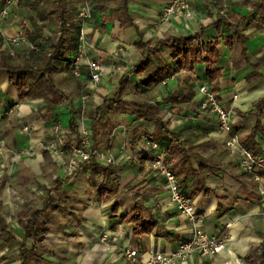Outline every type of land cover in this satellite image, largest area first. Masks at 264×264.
<instances>
[{"label": "crops", "instance_id": "crops-1", "mask_svg": "<svg viewBox=\"0 0 264 264\" xmlns=\"http://www.w3.org/2000/svg\"><path fill=\"white\" fill-rule=\"evenodd\" d=\"M167 1L131 0L129 12L134 18L133 27L123 29L119 22L105 24L100 14L97 15L98 25L89 24L86 27L87 41L96 49V52H89V57H96L105 70L102 80L96 85L98 91L90 95L82 108L78 99L86 87L92 86L87 65H84L80 79L71 75L72 81L68 83L60 72L64 73L63 70L68 71L69 68L58 66L55 69L52 77L59 89L69 97L72 108L66 100L53 108L51 113L46 112L49 103L44 99H20L17 89L9 81L7 70H0V112L14 109L12 116H4L0 121L3 128L0 145L4 148L0 158L1 170L13 182L17 178L25 181L19 187L23 190L32 185V191L39 190L43 194L41 190L45 188L41 208L43 200L47 198L46 190L56 187L57 180L63 183L61 192L51 195L60 201L59 207L49 210L44 217L48 229L46 239L41 244L30 243L35 247L36 260L33 264H130L123 255L128 248L136 249L145 256L155 252L173 253L181 241L192 237V225L170 203L165 180L150 169L149 161L152 159H141L137 163L130 158L132 150L138 145L153 142L156 124L138 120L129 102L146 101L161 105L166 112L171 107V103L166 102L170 96L179 97V106L189 105L182 103V99L200 104L198 87L208 81L207 67L195 66L193 73L178 71L173 78L149 89L144 88L146 79L142 75L132 74V89L125 91L123 106L97 110L104 99L114 98L121 77L130 74L141 58L142 52L136 47L141 41L140 34L144 42L152 44L168 36L200 34L202 43L218 38L220 59L216 68L222 69L218 93L220 102L232 114V132L243 138L255 132L257 150L260 155L264 154V0H230V6L226 9L223 5L227 0H188L191 18L176 15L169 22L160 23V14ZM21 8L17 4L10 19L1 24V32L5 36L13 37L21 29L22 15L27 14ZM219 14L232 19L231 30L223 28L221 33L217 32L213 24ZM29 16L32 18L33 14ZM93 18L96 20L95 16ZM240 18L242 20L238 23ZM236 27L246 37V62L241 45L232 38ZM75 38V34L71 33L67 50L69 60L75 55ZM119 49L125 53L116 57ZM3 51V41L0 40V54ZM174 53L170 45L160 48L162 60L176 70L172 59ZM113 66L116 70L112 69ZM38 77L37 74L29 76V89L36 84ZM187 111L168 112L164 119L165 123H169L170 131L180 135V141L185 142L195 154L191 161L199 177H192L182 184L183 179L177 176L180 187L191 197L196 213L203 218L209 234L220 236L225 233L228 246L214 256L195 254L184 264H264V169L258 168L253 174L244 172L228 154L226 140L229 135L221 131L218 118L209 113L189 117ZM72 118L77 125L83 120L92 126L95 120L98 125L97 135H94L96 147L116 155L117 162L112 167L119 176L120 190L115 196L108 194L103 197V186L99 193L94 188V176L105 183L108 173L103 169L106 166L91 164L68 181L63 179L64 173L59 163L53 162L44 151L42 143L52 126L58 123L65 133H72L69 126ZM22 124L32 128L30 134L19 132ZM72 135L76 137L74 133ZM162 137L163 140L166 138L165 135ZM167 139L163 146L159 144L162 152L168 145ZM76 140L78 144L77 137ZM123 144H126L124 150L121 148ZM164 155L168 157L170 168H174L170 156ZM12 156L15 162L10 161ZM21 173L25 174L24 177H21ZM52 180L54 182L50 185ZM10 188L8 185L6 190L9 195L4 201L0 200L4 205L13 204ZM62 195L64 199H61ZM137 203L140 204L141 218L146 222L151 221L145 225L150 230L147 234L140 233L137 226L126 225L121 220L130 214ZM115 207L117 211H114ZM18 214L12 213L7 219L0 213L20 241L24 231L17 221ZM50 214L54 217L47 222L46 217ZM108 232H114L117 240L100 245L98 239ZM0 264H22L19 244L10 241L6 235L0 236Z\"/></svg>", "mask_w": 264, "mask_h": 264}, {"label": "trees", "instance_id": "trees-1", "mask_svg": "<svg viewBox=\"0 0 264 264\" xmlns=\"http://www.w3.org/2000/svg\"><path fill=\"white\" fill-rule=\"evenodd\" d=\"M24 0H18L22 3ZM85 0H30L27 4L32 12L33 29H27V34L30 38L36 40L40 47V51L20 53L17 58L11 56L6 52L0 54V70H7L9 74V81L17 89L20 99L35 100L44 99L49 103L46 112L51 113L52 109L60 105L64 101H68L69 107L72 108V103L69 97L63 95L58 88L56 81L51 76L58 66H64L66 69L70 67L71 59L67 58V50L70 46L69 36L71 33L75 34L77 41L80 26L77 19V8L79 4ZM131 0H91L93 5L94 16L96 13L102 16L105 24L119 22L120 27L123 29L133 27L134 18L129 12V3ZM72 2V3H71ZM211 16V13L209 12ZM228 16V15H227ZM66 18L72 23V28H66ZM242 19L238 20V23ZM58 23L62 24L59 29ZM53 27V31L47 30V27ZM58 26V27H57ZM218 33H221L223 28L231 30L233 28L232 19L225 15H218L217 21L213 24ZM105 27V26H104ZM27 28V27H26ZM233 31L232 38L235 39L242 47V55L244 61H248L246 37L242 36L237 30ZM202 31L204 27L201 28ZM61 31V37L57 39V33ZM46 32V34L44 33ZM73 35V34H72ZM141 41L136 45L141 50L142 56L138 62L132 67L130 74L121 77L119 83L120 87L113 99H104V103L97 107V110H106L109 107L119 108L124 104V94L126 90H131L130 75H142L146 81L144 88H152L159 85L171 78H173L178 71L194 72L195 66L205 65L207 67V77L210 89L213 94L219 98L220 80L222 78V69H217L216 66L220 59L219 46L220 41L215 38L207 43H202L200 34L189 37H175L168 36L165 40H157L152 44L151 42H144L143 36L140 34ZM172 46L175 53L172 57L176 70L172 69L160 57V48ZM77 48V44H76ZM70 70V68H69ZM37 74L38 80L32 88H28L27 82L30 75ZM139 92V89H136ZM220 100V98H219ZM179 97L170 96L166 102L171 103L168 111H164L161 105H153L146 101L129 102V106L133 110L138 120L147 122H154L156 124V134L152 136L153 142L158 145L167 143L166 149L163 150L168 154L174 162L175 167L171 168L176 175L183 179V183L190 178H198V172L192 166V158L194 157L193 150L187 147L185 142L180 141V135L170 131L169 123H165L164 119L168 112L174 110H188V113L193 112L194 115L202 113L200 111V104H197L190 99H182V103L189 105L179 106ZM73 112V111H72ZM71 132L76 135L79 140L78 125L72 118L69 123ZM94 135H97V123L94 120L92 123ZM255 133V132H254ZM254 133L252 132L247 137H240L241 144L248 149L253 155H260L254 141ZM166 138L163 140L162 136ZM95 137V136H94ZM96 138V137H95ZM80 142L78 141V144ZM159 145V146H160ZM161 148V146H160ZM167 161H168V157ZM148 161L152 158L146 154L140 155V160ZM169 162V161H168ZM92 166L99 167L96 161H93ZM108 173L107 179L102 187V196L106 195L115 196L119 190V176L116 169L112 166H107L103 169ZM69 181V180H68ZM61 180L56 181V187L47 189V198L43 200V208L32 207L29 209H21L19 211L17 221L24 231L23 238L18 241L16 232L11 229L6 220L0 215V236L6 235L10 241H16L19 244V258L22 264H33L35 262V247L30 243L41 244L46 239L48 229L45 227L44 217L49 210L59 207V200H56L51 195L52 193H60L62 190ZM2 186H5L3 182ZM191 198V197H190ZM140 204L121 220L126 225L137 226L140 233L147 234L150 230L146 229V222L140 216ZM2 202L0 201V209ZM117 207L114 211H117Z\"/></svg>", "mask_w": 264, "mask_h": 264}, {"label": "built area", "instance_id": "built-area-1", "mask_svg": "<svg viewBox=\"0 0 264 264\" xmlns=\"http://www.w3.org/2000/svg\"><path fill=\"white\" fill-rule=\"evenodd\" d=\"M17 4L18 0H0V40L3 41V50L11 56L29 51L38 53L40 51L38 42L28 36L25 26H21V29L13 37H7L1 32V24L10 19L12 11ZM223 6L225 9L229 8L230 0H227ZM176 15H182L186 19L191 18L188 0H168L162 8L159 21L160 23H167ZM93 17L91 0H85L79 4L77 19L80 32L77 38L75 55L71 58L69 68L71 75L76 79H80L83 74V67L87 65L92 81V86L86 87V91L78 99L81 108L89 101L90 95L98 91L96 85L102 80V73L105 70L96 57L94 59L89 57V52H96V49L88 43L85 29L93 20ZM61 28L62 24L59 23V29ZM66 28H72V23L68 18H66ZM60 37L61 31L57 33V39ZM124 53L123 49H119L115 56H122ZM112 69L116 70V67L113 66ZM198 90L201 95L200 111L215 115L218 118L221 131L229 135L226 140L228 154L246 173L253 174L258 168L264 169V154L255 156L241 144L239 135L232 132L231 112L212 93L209 82H202ZM13 114L14 109L12 108L5 113L0 112V121L4 116H12ZM192 116H194V113H189V117ZM31 131L32 128L29 125L22 124L19 127L20 133L30 134ZM2 133L3 128L0 124V138ZM78 134L80 143L72 146L67 156L66 147L70 137L63 131L62 125L54 124L42 143L44 151L49 154L51 160L59 163L66 179L73 178L83 168L91 165L93 161L106 167L116 164L117 158L114 153L96 147L93 128L85 124L83 120L78 123ZM121 148L124 150L126 144H123ZM3 154L4 148L0 145V158ZM141 154L152 157V161H149L150 169L158 177H162L165 180L171 205L192 225L193 233L191 238L181 241L177 250L173 253L155 252L145 256L136 249L128 248L123 253L127 261L130 264H184L195 254L214 256L226 250L228 236L225 233L220 236L209 234L203 218L196 213L194 202L182 191L179 179L176 173L171 170L170 164L167 162L160 146L155 142L146 141L132 150L130 158H133L138 163ZM10 161L15 162V157L12 156ZM116 240L117 236L115 233L108 232L98 239V243L100 245L109 244Z\"/></svg>", "mask_w": 264, "mask_h": 264}, {"label": "rangeland", "instance_id": "rangeland-1", "mask_svg": "<svg viewBox=\"0 0 264 264\" xmlns=\"http://www.w3.org/2000/svg\"><path fill=\"white\" fill-rule=\"evenodd\" d=\"M29 1L30 0H24L23 1V4L22 3H19L18 2V6L19 7H21L22 6V10L23 11H26L25 13H27V14H23L22 15V17H23V19L21 20V22H20V26H25V27H27V29H28V27H30V29H33V24H32V18L29 16V14H32L29 10V7H28V3H29ZM68 1H72V0H68ZM72 3V2H71ZM225 9V8H224ZM21 11V10H20ZM30 12V13H29ZM97 15H98V13H96V15H95V17H96V20H94V18H93V20L89 23L90 25H98V21H97V19H98V17H97ZM100 17H102L101 15H100ZM58 26H59V23L57 24ZM57 26V27H58ZM98 28H99V26H97ZM101 27V26H100ZM47 30H50L51 32L53 31V27H47ZM45 34H46V32H44ZM73 34V33H72ZM47 35V34H46ZM60 67V66H59ZM65 70V69H64ZM63 70V72L64 73H62V72H60L62 75H60L61 77H63V79L65 80V82H71L72 81V79H70V76H71V72H70V70L68 69V71H64ZM51 76H53V73L51 74ZM58 81H59V79H58ZM57 83V82H56ZM57 85H58V83H57ZM58 88H60V87H58ZM75 88V90H77L78 88L77 87H74ZM79 90V89H78ZM61 92H62V90H60ZM81 91V90H80ZM62 94L63 95H65L64 94V92H62ZM69 137H70V141L68 142V145H67V147H66V156L68 155V153H69V150L71 149V147L72 146H74L75 144H76V137L75 136H71V134L72 133H66ZM72 137V138H71ZM67 148H69V150L67 149ZM112 152V151H111ZM65 156V157H66ZM129 162H130V160H128V164H129ZM130 165V164H129ZM128 165V166H129ZM131 166V165H130ZM84 169V168H83ZM82 169V170H83ZM7 170V169H6ZM79 173V172H78ZM77 173V174H78ZM76 174V175H77ZM24 175L25 174H23V173H21V177H24ZM76 175H75V177H76ZM63 179L64 180H68V179H66L65 178V176L63 175ZM91 180V179H90ZM93 181H95V189H96V191H97V193H99V191H100V188H101V186H103L102 184L104 183V182H102L99 178H97V177H95L94 176V180ZM3 182H5V186H2V184H3ZM23 182V183H22ZM53 182H54V180H52V183H50V185H52L53 184ZM20 184H25V181H22L20 178H17V180H15L14 182H13V180H10L9 179V177L7 176V174L5 173V172H3L2 170H1V168H0V200H3L6 196H8L9 194H7L6 192V190H8L7 189V187H8V185H10L11 186V192H10V195H11V200H12V203L13 204H5L4 205V203H3V201H2V203H3V205H2V207H1V209H0V213H1V215L3 216V217H5V218H9L10 217V215L13 213V214H18L19 213V211L21 210V209H29V208H32V207H42V203H41V200L43 199V197H44V194H45V188L43 189V190H41L42 192H43V194H41L40 193V191L39 190H35V191H32V188L33 187H27L25 190H23V189H21V188H19L20 187ZM33 184V183H32ZM34 186V185H33ZM39 188H42V186L41 185H39ZM17 191H19L18 193L19 194H17L16 192ZM98 195V194H97ZM60 197H62L61 199H64V196L62 195V196H60ZM63 202V201H62ZM69 206H71V204L69 203ZM52 213V212H51ZM54 213V212H53ZM58 214H60V212L58 211ZM61 215V214H60ZM54 216L52 215V214H50V215H48L47 217H46V221L47 222H50L51 221V219L53 218ZM53 221V220H52ZM3 237V236H2ZM2 240V239H1ZM15 252V250H13V253Z\"/></svg>", "mask_w": 264, "mask_h": 264}]
</instances>
